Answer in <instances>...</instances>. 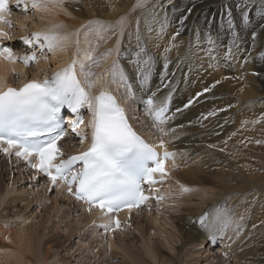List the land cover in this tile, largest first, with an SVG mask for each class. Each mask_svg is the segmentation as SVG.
I'll use <instances>...</instances> for the list:
<instances>
[{"label": "bare ground", "instance_id": "bare-ground-1", "mask_svg": "<svg viewBox=\"0 0 264 264\" xmlns=\"http://www.w3.org/2000/svg\"><path fill=\"white\" fill-rule=\"evenodd\" d=\"M15 1L23 2V8L27 3L26 0ZM28 1L32 6V0ZM81 1L82 6L72 8L66 14H58V11L49 5L51 0H45V2L41 0L43 6L39 9L34 8V10L39 17L47 19L51 23L54 21L64 22L67 26L75 28L71 31L74 41L80 36V34L77 36L76 29L82 25L81 23L85 19L97 17L98 20H105L104 22L112 28L110 37L105 41L107 48H110L108 51L109 59L116 55L122 36V47L126 49L127 41L131 40L130 35L132 33H137L140 29L147 33L149 28L147 26L156 20H161L160 28L163 29V32L172 31L167 40H159L165 42L162 47H155L156 43L154 45L151 43L152 47L161 53L168 49L165 51L167 53H164L165 56H176L182 51L186 43L194 44L202 38L208 39L210 35L221 39L220 56H213L209 52H196L192 64L196 73L191 80H185L182 83L170 107L172 111H175V115L172 114L168 120L167 116L165 117V123L161 126L163 132L160 133L156 131L151 122L140 116L143 99L153 94L146 96H143V93L139 94L140 89L144 90L148 87L144 82L138 83L139 91H134L132 88L134 97L126 100L123 92H127V90H120L117 87L119 82L113 83L112 81L110 83L108 79L112 80L111 78L103 77L100 79L99 75L91 77L93 81H99L91 89L92 94L101 87L115 93L125 106L129 122L144 138L150 143H156L162 139L165 148L168 147L175 151L174 158L169 162V174L166 176L165 185L162 187L164 199L153 205L154 213L143 217V221L140 219L135 221L134 229L142 234L143 238L138 239L137 236L127 230L125 233L116 236L118 238L116 242H114L116 237L108 239L107 244L118 248L119 251L122 250L130 261L129 263L124 260L116 264H151L150 260L155 262L156 257L157 264H180L181 259H184V264L186 262L187 264H197L198 261L194 256H198L201 250L203 253L208 252L209 254H211V250H214L209 246L206 247L209 243L207 241L208 236H212V234L222 240L220 241L222 245H230L227 249L223 248L221 251L224 255L216 256L215 260L214 257L217 252H214L215 255L212 252L214 255V257L211 255L212 264H228L229 262L230 264H264V129L261 128V124L264 122V62H262L264 17L254 18L248 26L244 24V13H247V16L254 12L264 14V0H187L186 2H184L185 0H166L165 2L152 0V6L151 0H145V3L150 2V5H146L147 7L143 11L135 7L137 0ZM174 1H178V6L172 11L166 4ZM31 10L29 9V11ZM207 11L208 13L205 14ZM229 13L234 19L235 26L226 29L222 23L224 22L223 18ZM122 17L124 18L123 28H126L124 35L119 23ZM128 20H130L129 28L126 27ZM114 21L118 26L113 23ZM253 33H255V38ZM234 35H236V45L234 44ZM23 43H25L24 40ZM98 44V40H96V45ZM86 46L80 48V54L76 57L83 64L85 62L83 53L90 51ZM71 47L69 43L63 42L61 47L55 51L53 54L54 68L63 67L72 61L74 51L71 49L66 52ZM228 55L233 58L237 57L230 62L236 66L235 70L233 66H227V61H230ZM239 55L240 58H238ZM119 61H121L120 58ZM236 62H238L237 65ZM128 65L127 62L123 64L125 75ZM43 66L45 71L50 69L46 63H43ZM16 71L22 74L16 83L29 79L40 81L37 77L44 73L38 70L40 74L33 73L29 76L26 70L17 63L12 61L0 62V90L5 89L8 84H10L9 87H14L12 74ZM203 71H205L204 74H202ZM77 72L82 74L79 64L77 65ZM81 77L85 79L83 75ZM128 78H130L129 75ZM44 79H47V76ZM154 82H160V79L157 78ZM205 89L209 90L205 92ZM197 94L202 95L200 100L209 96L226 97L225 94H234L236 97H226L227 99L215 103H196L182 110L188 101ZM167 98L168 95L163 91L154 97L157 104ZM252 101L255 105H260L261 108L244 106V111L249 112L250 116L240 117L236 126L224 131L223 135L214 138L217 129L226 126L231 120L235 107L243 106ZM209 113H214V115H209ZM256 141H261V143L257 144ZM10 171L11 169H9ZM181 186L189 189V191H182ZM180 196L183 198L179 201L178 197ZM9 198L10 201L18 199L15 195H11ZM66 202L69 206V201ZM217 205H219V211L213 209L218 207ZM75 206H77L76 203ZM163 208L169 211L167 213L171 212V219L176 224L164 221L162 214L164 215L165 210ZM160 211H163L161 215ZM75 212L78 213V219L76 218L78 222L86 220L82 226L84 238L101 233L97 227L86 228L91 221L88 215L85 217L78 210ZM203 215L204 218L199 223L198 220ZM69 216H71L70 212ZM212 217H216L215 225L212 224ZM149 224L155 226L152 234V229L147 227ZM156 227H162V231L170 232L168 234L170 237L162 238L160 229ZM76 229L78 230V228ZM2 232L0 230V234ZM102 235L104 236V234ZM57 236L58 234L55 235L56 238ZM67 236L69 238L71 233H68ZM47 237L49 238L47 239ZM11 238L13 239L10 243L4 245L12 246L14 244L15 249H11V251H6L0 243V264H35V262H41L48 256L53 248H60L64 244L60 245V239L54 243V239H50V235L30 238L29 236L23 237L19 233L16 238L13 236ZM107 238L108 235L104 236L103 239L107 240ZM156 238L165 250L171 252L175 248L174 241L179 242L174 255L166 256L168 253L164 248L154 242ZM217 238L215 239L217 240ZM32 240L39 242L44 240L43 253H33ZM119 240L122 242L117 243ZM139 241L142 242L143 246L137 247L135 251V244ZM82 243L79 240L76 247L70 243L67 247L70 246L69 249L74 247V252L84 250L89 256L92 249L100 246H94L95 240L89 244L88 242ZM138 251L144 254L146 258L141 254L137 256L135 252ZM97 252L95 253L97 257L92 256L94 263L102 264L103 262H98L99 257H108V255L102 254V248L98 249ZM227 255L230 259L228 257V259L223 258ZM88 256L84 255V258ZM105 264H111V262L105 259Z\"/></svg>", "mask_w": 264, "mask_h": 264}, {"label": "snow or ice", "instance_id": "snow-or-ice-1", "mask_svg": "<svg viewBox=\"0 0 264 264\" xmlns=\"http://www.w3.org/2000/svg\"><path fill=\"white\" fill-rule=\"evenodd\" d=\"M51 2L59 5L63 0ZM144 4L145 0H137L135 7L142 8ZM42 6L41 0H32L33 8L39 9ZM6 9V0H0V14ZM244 18L247 19V13H244ZM3 19V15H0V22ZM119 23L123 30V17ZM228 24L232 26L231 18ZM110 27L99 22H89L84 33L85 42H88L89 34L99 36ZM0 36L6 37V33L0 31ZM253 37L255 38V33ZM66 40L67 37L55 33H33L30 38H24L27 45L39 44L41 55L45 49L55 53ZM209 40L211 41L210 37ZM76 43L78 46L79 40ZM94 51V48L85 51L84 60L93 62ZM140 51L143 53L144 49ZM4 54H7L6 59L14 61L11 49H0V56ZM79 54L80 49L77 47L72 61L53 72L51 78L32 80L19 89L9 87L0 91V152L9 156L14 154L24 160L29 167L47 176L51 185L55 186L59 182L66 186L70 194L88 206V211L97 208L104 216H110L122 209L139 207L147 201L149 196L145 194L144 185H155L158 182L157 174L162 182L163 177L169 174L165 167L166 162L173 159L175 153L167 151L162 139L158 147L165 149L163 153L157 152L154 146L146 143L129 124L125 109L111 92L101 87L98 94L92 95L90 90L99 81L88 79L93 75L91 72L84 74L86 87L82 86L77 78V65L79 64L81 73L84 69L83 62L76 58ZM139 56L138 53V71L147 78V72L151 70V58L140 60ZM20 59L28 65L29 61L36 60V56ZM111 76L113 83L119 82L126 88L129 96L133 95L132 87L127 83V78L116 61L112 63ZM155 96L156 93H153L148 97L146 104L149 106L148 114L154 118V127H159L165 123L167 100L157 104ZM65 107L75 115V119L70 121L72 132L80 138L82 144L89 136L83 131H77L85 123L79 113L80 109L87 108L90 119L86 127L90 130V142L85 151L61 159L63 152L57 142L66 135L61 129L60 115ZM160 130L163 132L162 128ZM77 165L80 167L77 168ZM181 187L182 191H189ZM112 224L116 228L120 227V221L114 217L109 224L101 226L111 230Z\"/></svg>", "mask_w": 264, "mask_h": 264}, {"label": "rangeland", "instance_id": "rangeland-1", "mask_svg": "<svg viewBox=\"0 0 264 264\" xmlns=\"http://www.w3.org/2000/svg\"><path fill=\"white\" fill-rule=\"evenodd\" d=\"M26 1H27L26 6L23 8V10L24 9H26V10L22 11V12L19 11L16 14V23L13 27V34H14V37L17 39V41L15 42L16 43V45H15L16 51L24 52L23 46L26 45L27 48H25V50L27 52L29 50L32 51V48L34 47L35 51H33V52L36 53L38 56H41L37 65L29 68V70L27 68L25 69L29 76H31L33 73H40V71H43V67H44L43 63H46L47 66L50 67V69H51L50 72H53L57 69L62 68V66L54 68V65H53V63H54L53 54L54 53L48 52L47 49H45L44 54L41 55L40 47H38V49H36L35 46H31V45L29 46V45L23 43L24 38L25 37L30 38L33 33H55L58 36L67 37V40L64 41V43L65 42L69 43L72 47L70 49H68L66 52H68L72 49V51H74V53H76L77 47H79V49H80L81 47H85L86 45H87L86 47L89 48L90 50L94 48L95 51L92 53V55L94 56V61L88 62L85 60V62H84V69H83V73H82L84 78H85L84 74L91 72L93 74L92 76H98L99 75L100 79H102L103 77L106 79H108V78L112 79L111 66H112L113 61L117 62L118 68L120 70H122L123 74L125 75L123 64H124V62H127L129 65L126 68V71H127L126 77L128 78V75H129L130 78H128V79L134 83V84H131V82H130V85L134 89V91H139L138 83L144 82L148 87L144 88V90L140 89L139 94L143 93V96H146V95H150L151 93L158 94L161 91H163L166 95H168V98L171 97V101H173V98L177 95L178 91L180 90V88L182 86V83L185 80H187V81L191 80L192 77L194 76V74L196 73V70H194L192 67L196 52H203V53L209 52L213 56H220V54H221V49H222L221 45H220L221 39H217V38H215V36L210 35V36H208V39L202 38L197 43H194V44L186 43L183 46L182 51H180L176 56H173V57L165 56V54L167 52L165 53V51H164V52H162L163 53L162 54L161 52L154 49L152 47V44L154 45V43H156L154 45L155 47H162L165 44V42L164 41L160 42L159 40H167V38L171 35L172 31L167 30V31L163 32L160 28L161 20H156L154 23L147 26V27H149L147 30V33H145V31L142 32L141 29L137 33H135V32L132 33L130 35L131 40L127 41L126 49L122 47V43H123V36H122V39L120 40V46L117 49L116 55L114 57H112L111 59H109L108 51L110 50V48L109 49L107 48L105 41L107 38L110 37V30L112 29L111 27L107 31L103 32V34H101L97 37L94 34H89V36L87 37V41H88L87 43L85 42V35H84L85 31H87V25L89 22H92L93 24H96L97 22H99V23H102V24L108 26V24H106L104 22L105 20H101V19L98 20L97 17H93L92 19L89 17L88 19H85V21H83L84 20L83 19L82 20L83 22L81 21L82 25L80 24L81 26L76 29V31L78 33L77 36L80 34L79 38L77 39V40H79L80 43L77 46V43H76L77 40L76 41L72 40V36H71V31L74 30L75 28H72L71 26H67L64 22H57V21L53 20L54 22L51 23L50 21H47V19L39 17V15L36 14V11L34 10V8L29 4V1L28 0H26ZM42 1L45 2V0H42ZM165 1L166 0H162V2H165ZM186 1L187 0H185L184 2H186ZM151 2H152V0H151ZM76 3H78V5H75ZM152 4H153V2L151 3V6H152ZM49 5L53 6L58 11V14H66L69 12L70 9L77 8V7L79 8V6H82L83 4H82V1L80 2V0H63L62 4L57 5V4H54L51 2ZM144 5H145L144 7L140 8L141 11H143L148 5H150V2H147ZM166 5L169 6V9H172V11H174L175 9H177L178 1H174L172 3L168 2ZM184 8H187V6H184ZM29 9H32V10L29 11ZM207 13H208V11L205 14H207ZM263 17H264L263 13H255L254 12L251 15L247 16V19H245L244 24L246 26H248L252 23L254 18H263ZM229 18H231V20H232V26H235V22H234L233 17L232 16L229 17V15H226L223 18L224 22L222 23L223 27H225L226 29L230 28V26L228 24ZM19 20H22V21L20 22ZM95 20H98V21L95 22ZM130 20H133V19H130ZM130 20H128V26H126L127 28L130 27L129 26ZM107 21L111 22L110 20H107ZM113 23L116 26H118L115 21ZM146 28H145V30H146ZM125 29L123 28V35L125 32ZM138 35H139V39H137ZM145 35H146V37H145ZM148 36H150V37H148ZM151 36H152V38H151ZM22 37H23L22 41H19ZM209 37L211 38V41L209 40ZM148 38H149V40H148ZM96 40H98V43H99L98 45H96ZM71 41H73V42H71ZM160 43H161V45H160ZM234 44L236 45V35H234ZM36 45H38V44H36ZM124 49L126 50V52ZM141 49H144L143 53H141V51H140ZM262 51H263L262 62H264V49ZM138 53L141 54L139 56V59L141 58L140 60L151 58V70L149 72H147V75L148 74L150 75L148 77V80H147V78H145L144 74H142L138 71V65H137V58H138L137 54ZM31 54L32 53H29V55H31ZM142 55L144 56V58ZM119 56H121L122 58ZM14 57H16V55ZM228 57H229L230 61H227V66L228 67L233 66V69L235 70L236 66L232 65L230 62L234 61L237 57L233 58V57H230L229 55H228ZM119 58L121 59V61H119ZM238 58H240V55L238 56ZM208 59H209V57H208ZM166 61H167V67H165ZM235 64L237 65L238 62H236ZM66 65H64V66H66ZM38 70H40V71H38ZM240 71H242V69H240ZM204 72L205 71H203L202 74H204ZM230 75L234 76L236 74H230ZM21 76L22 75L20 74V72H17V71L14 72L12 74V80H14L13 83H16L18 81V78H20ZM92 76L88 77V79L92 80L91 79ZM157 78L160 79V82L156 83V82H154V80H156ZM108 80H110V79H108ZM111 82H112V80H111ZM146 82H149V83L147 84ZM117 87L120 90L126 89L120 83H117ZM127 93L128 92H126V91L123 92L124 98L126 100H128L130 98V96ZM201 96H202L201 94H199V95L197 94L195 97H193L186 104L187 107L193 106L196 103H207V102L215 103V102L225 100L227 98H235L236 97L234 94H232V95L225 94V96L227 98L224 96H219V97L209 96V97H206V98H203L200 100ZM244 106H249V107L258 106L261 108L260 105H255L253 101L251 103L245 104L243 106L235 107V110L233 112V116H232L231 120L226 124V126H223L222 128L217 129L218 131L216 133H214V138L223 135L224 131L228 130L231 127L236 126V123L238 122V119L240 117L250 116L249 112L244 111ZM187 107H184V109H182V110H185ZM174 112L175 111H172L170 108V114L167 115V120L172 116V114L175 115ZM261 128L264 129V122L261 124ZM10 172H9L7 164H3V162L0 161V230L4 232V233L3 232L1 233L2 236L0 234V243H1V246H3L6 251H11V249H15L14 244H12V246H4V245L7 243H10V241L13 239V238H11V236L16 238L19 233H21L23 235V237L29 236L30 238H39L42 235H50V239H54V243H56V241L58 239H60V245L64 243L63 246L60 248L59 247L53 248L50 251V253L48 254V256H46L41 262H35V264H100V263H96V262L94 263V260L92 257L94 255L96 256L95 253L100 248H102V254L103 255L107 254L108 257H99L98 262L101 261V262H103L102 264H105V259H108V261H110L111 264H113V263L116 264V263L122 262L124 260H126L127 262L130 263L129 258L127 256H125L124 252L122 250H120V251L117 250L118 248L116 249L114 247L109 246L107 244L108 238H107V240H104L103 239L104 236L100 235V233H98L99 235L93 234L94 236L89 235V237H85V238L82 236L83 232H82V229L80 227H82V223H84V221L82 223H79L77 221L78 217L75 216V211L73 210L72 207H69V206H71V202H69V206H68L66 200L63 198H57L56 196L54 198V196H52V195L47 196L46 194H44V192H42L43 190H41V188L31 187L30 183H26L25 181L23 182L22 181L23 177H20L17 175L15 177H18L19 179L16 182H14V183L12 182L10 184L8 181L9 176H10ZM18 173H21V171ZM11 195L17 196L18 199L15 201H10L9 197ZM180 197H178L179 201L183 198L182 196H180ZM219 205H217L218 206L217 208L214 207L213 209L215 211H219ZM73 207L77 209V206H75L74 202H73ZM182 208H183V206H182ZM65 210H66V212H65ZM163 210H165V209L163 208ZM69 212L71 213V216H69ZM162 212L163 211H160V215ZM167 212H169V211H167V209H166L164 211L165 216L162 214L164 221L165 222H172V223L176 224L171 219V217H172L170 215L171 212L170 213H167ZM179 212H181V211L179 210ZM67 213H68V216H66ZM150 213H154V209ZM144 217H146V215H144ZM215 222H216V217H212V224L215 225ZM147 227L149 229H152L151 230V234H152V231L155 228V226L152 224H149V225H147ZM76 228H78V230ZM156 228L160 229V231H161L160 235L163 236L162 238H169L170 237L168 235L170 232L167 233L165 231H162V227H156ZM128 231H130L131 234L133 233V235L137 236L138 239L143 238L142 234L135 231V229H132V230L130 229ZM147 231H148V229H147ZM104 232H106V231H104ZM68 233H71V236L69 238L67 236ZM56 234H58L57 238L55 237ZM92 237H93V239H92ZM150 237H152V236H150ZM48 238L49 237H47V239ZM117 239L118 238L116 237L114 242H116ZM79 240L81 242H83L82 244L87 243V242L89 244V242H92L95 240L96 244L94 246H97V245H100V246H99V248L92 249L91 254H89V256L84 250H82L84 253L82 251L74 252V247H72V249H69L70 246L67 247V245L69 243L72 244V246L76 247ZM127 240H129V239H127ZM158 241H159L158 238H156L154 240V242H157V243H158ZM220 241H222V240H220ZM32 242L33 243L31 246L33 247V253H41V252L43 253V250L45 247L44 246V240L42 242H39L37 240H32ZM120 242H122V241L119 240L117 243H120ZM174 243H175L174 244V247H175L174 251H175L176 247L179 245V242L176 243L174 241ZM205 243H207V241H205ZM158 244L162 248H164L160 243H158ZM220 244L221 243L218 242V244L216 246H214V250H211V254H209L208 252L203 253L201 250V252H199L198 256H194L196 261H198L197 264L198 263L199 264H205L206 261L208 264H212L211 258H212V256L214 257V255H215L214 252H217L215 257H214V260H215L216 256L222 254L221 250L223 248L227 249L228 247H230V245L227 246L226 244L225 245L224 244L220 245ZM135 246L136 247L134 248V250L136 251V248L142 247L143 244H142V242L139 241V243H136ZM208 246L209 245L207 243L206 247L208 248ZM209 247L211 248V246H209ZM219 248H221V249H219ZM109 249H111V251L108 252ZM16 250H17V248H16ZM164 250H165V248H164ZM165 251H166V253H168V254H166V256L174 255V251L171 252L170 250H167V249ZM138 252H140V251H138ZM138 252H135V254L137 256H139L140 254L142 256H145L141 252L140 253H138ZM212 252L214 253V255H212ZM83 254L88 256V257L84 258ZM176 254H177V252H176ZM131 256H133V253H131ZM228 256L229 255L223 256V258L224 259H228V258L230 259V257H228ZM145 258H146V256H145ZM59 260H60V263H58ZM64 260H65V262H64ZM148 260H150V259H148ZM150 261H151L150 262L151 264H157V257L155 258V262L152 261V259ZM187 261H189V260H187ZM182 263L183 264L185 263L184 259H181L180 264H182ZM5 264H7V263H5ZM186 264H187V262H186ZM228 264H230V262Z\"/></svg>", "mask_w": 264, "mask_h": 264}]
</instances>
